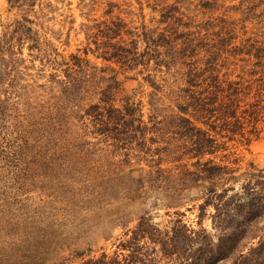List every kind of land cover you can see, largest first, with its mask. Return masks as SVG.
I'll use <instances>...</instances> for the list:
<instances>
[{
	"label": "trees",
	"instance_id": "trees-1",
	"mask_svg": "<svg viewBox=\"0 0 264 264\" xmlns=\"http://www.w3.org/2000/svg\"><path fill=\"white\" fill-rule=\"evenodd\" d=\"M6 2L20 15L1 35L2 69L22 61L24 46L29 54L43 55L31 18L39 0ZM116 4L108 2L101 19L83 25L88 41L83 56L57 60L56 49L49 48L46 61L56 72L49 85L38 87L54 115L49 124L39 115L43 129L33 130V112L41 107L33 106V99L30 111L13 125V143L20 149L29 140L37 142L35 134L47 126L60 131L79 126L98 139L94 145L110 142L125 162L131 154L147 162L138 177L128 175L123 192L129 202H149L176 216L197 205L200 227L192 229L177 218L161 229L145 212L128 228L122 214L114 221L125 229L123 239L112 254L87 249L51 264H264V167L250 163L237 174L212 157L236 138L249 144L264 133V0H153L150 8L158 17L146 23L141 13L139 25L114 14ZM88 53L140 76L151 88L148 112L137 89L125 93L115 75L90 63ZM161 156L176 166L163 167ZM210 207L215 243L201 227Z\"/></svg>",
	"mask_w": 264,
	"mask_h": 264
},
{
	"label": "rangeland",
	"instance_id": "rangeland-1",
	"mask_svg": "<svg viewBox=\"0 0 264 264\" xmlns=\"http://www.w3.org/2000/svg\"><path fill=\"white\" fill-rule=\"evenodd\" d=\"M89 2L39 0L41 5L35 7L31 18L42 41L43 55L29 54L24 46L22 61L14 67L0 68V264H51L87 249L96 255L102 251L112 254L118 239H123L125 229L114 221L122 214V223L128 222V228L145 212L151 223L161 229H169L177 218L192 229L200 227L197 205L182 208V215L176 216L174 210L161 206L151 208L149 202L142 205L129 202L123 192L128 175L138 177L141 168L148 169L147 162L133 156L137 154H131L130 163L125 162L122 152H115L110 142L94 145L98 139L88 132L85 134L79 126L66 131L47 126L43 134H35L39 135L37 142L29 140L28 145L20 149L13 143V125L30 111L29 103L33 99L36 101L33 106L41 104L32 115L35 118L33 130L43 129L39 115L47 117L48 124L54 115L48 95L38 87L49 85L50 74L56 72L46 61L50 47L56 49L57 60L75 53L83 56L82 51L88 45L83 25L89 23L88 19H101L108 2L117 3L114 14L133 21L134 25L142 21L141 13L146 23L150 17H158L150 8L153 0H95L93 5H86ZM19 15L20 11L10 8L6 0H0V38L6 26ZM36 56H44V60L41 62ZM87 58L98 69H103L104 74L115 75L125 93L131 94L137 89L138 97L145 104L144 112H148L146 94L151 88L140 76L96 58L95 54L88 53ZM163 101H168L166 95ZM146 116L144 120L150 123ZM29 135L33 137L32 132ZM237 139L226 144L227 150L212 156L215 161L237 169V174L244 172L250 163L263 168L264 133L249 144ZM48 140L50 142L46 143ZM162 159L163 167L171 169L177 164L171 158L163 156ZM212 213L213 208H208L201 227L213 235L215 243L218 232L213 228ZM197 248L193 246L191 252Z\"/></svg>",
	"mask_w": 264,
	"mask_h": 264
}]
</instances>
